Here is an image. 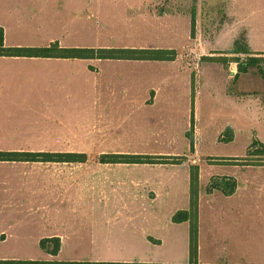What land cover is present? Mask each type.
Wrapping results in <instances>:
<instances>
[{"label":"crops","instance_id":"obj_1","mask_svg":"<svg viewBox=\"0 0 264 264\" xmlns=\"http://www.w3.org/2000/svg\"><path fill=\"white\" fill-rule=\"evenodd\" d=\"M176 7L165 5L161 12L147 13L151 16L149 21L154 19L156 22L154 26L159 36L153 38V44L140 43L131 46L175 50L177 55L173 60L60 59L0 55V152L178 156L169 151L146 149L150 146L148 139L121 138L118 132L134 129L133 123L136 119L148 120L150 107L153 109L159 104L163 105V109L156 111V114L161 115L164 120L171 119L172 106H185L186 97L195 94L199 80L196 69L203 63L220 67L219 78L223 96L216 99L219 100L217 102L234 108L240 117H245L248 101H256L263 112L261 96L248 94L249 92L239 88L234 89V84H237L243 77V72H246L247 66L243 70L245 63L240 71L237 60H228L225 65L216 59L199 58L205 55L213 58L215 53L224 50H209V54L204 55L192 49H182L186 42L192 40V21L194 23L197 12L179 11ZM103 10V0H0V31L5 46L33 47L30 42L40 40L61 42L118 39L110 34L101 35L103 30L110 29L108 24H105L106 28L102 27ZM185 16L193 20H186L183 18ZM44 20L48 23H44ZM194 26L195 24L193 33ZM195 27H199L197 20ZM138 30L141 31L138 33L143 35L147 29ZM242 32L245 33L250 51L257 53L252 55L258 57L264 54V48L254 43L255 38L248 30H233L229 20L217 24V29L212 32L211 37L218 42H234ZM125 40L146 42L149 38L125 36ZM180 52L195 58L187 61ZM227 54L239 56L241 53L230 50ZM40 67L53 72L72 68L80 71L81 80L77 83L61 82L56 79L60 75L53 77L51 74L49 78H45L49 79L46 86L54 91L49 97L40 98ZM230 82L233 86H230ZM69 88H75L77 92L71 93ZM67 89L69 90L66 91ZM212 91H215V86ZM180 94L184 99L182 103ZM213 96L212 98H215ZM227 128L230 126L224 127L225 130ZM235 135L233 133V139L227 143L234 142ZM128 142L138 144H124ZM161 142L162 140L155 141V144ZM237 157L240 156L228 158ZM185 163L189 165L188 162ZM176 165L180 164L102 163L94 159L84 162H0V167L5 166L10 171L9 176H17L29 182L26 183L28 192L3 196L7 201L23 202L19 206L24 210L23 214L17 216L12 212H2L1 215L6 218L23 217L25 220L29 217L32 225L36 224L37 218L44 219L39 226H35L39 230L33 227L11 230L8 227L10 232L0 231V234L11 238L8 240L4 237L1 243L11 241L8 245L11 248L28 249L35 246L34 244H40L42 240L57 239L59 252L53 258H58V261L59 254L64 250H70L71 253L73 250L88 249L99 255L88 259L89 263H167L164 259H147L143 255L153 249L174 253L184 241L189 247V222H173L172 216L178 210L189 208L190 170L183 178L188 186L187 205L173 210L153 207L163 194L158 193L157 186L161 181L165 185L166 181L168 182L167 174L160 173L161 169ZM220 165H226L231 170L215 176L233 177L236 180V189L230 195L218 190L210 193L199 191L198 264H264V160ZM155 168L158 170L151 173ZM91 169H94V173L85 171ZM102 169L113 170L110 180L112 185L126 182V185L130 186L124 200L128 201V206L133 207L69 211L52 207L31 210L33 205L39 206L40 202H67L68 205L71 201L84 203L88 197L86 190L97 191V185H100L101 194L95 193L90 200L98 199L102 203ZM91 175L98 180L93 179ZM40 176L48 180L52 193L34 192L39 188ZM1 178L3 177L0 176ZM75 178L78 180L76 183ZM91 186H94V189ZM73 187L79 192L71 195ZM90 195L92 196V193ZM170 195L166 193L163 200ZM125 250L127 254L122 253ZM16 258L21 257L0 255V259ZM82 260L86 262L71 256L68 259L63 257L61 261Z\"/></svg>","mask_w":264,"mask_h":264},{"label":"rangeland","instance_id":"obj_2","mask_svg":"<svg viewBox=\"0 0 264 264\" xmlns=\"http://www.w3.org/2000/svg\"><path fill=\"white\" fill-rule=\"evenodd\" d=\"M165 5L168 7L176 5L177 10L179 11L185 12L189 10V13L197 12L196 18H194V24L196 26L197 20L199 27L197 29L194 26L192 40L186 42L182 49L185 51L192 49L193 51H197L199 54L204 55L209 54V50H224L223 52L215 53L213 58L208 57V55L203 57L200 56L199 58L201 60L216 59L226 65L228 60H237L239 61V64H243L249 56L257 58L252 55L257 53L250 51L244 32H242L234 42H218L212 40V32L217 29V24L225 20H229L230 27L233 30L242 28L248 30L250 35L255 38L254 43L257 46L264 48V0H103L104 10L103 15H101L103 20L102 27L105 26L106 28L107 25L105 24H108L110 29L103 30L101 35L104 34L103 36H106L105 34H110L111 37L118 39L100 41H61L58 43L64 47H72V45H77L76 47H131L132 45H139L140 43L153 44L155 42L151 41H154L153 38H155V36H159V32L155 30L156 27L154 25H156V22L154 19L149 21L151 16L147 15V13L156 11L161 12ZM186 6L189 8H185ZM183 18L186 20L189 19V21L193 20V18H189V16ZM44 23L48 22L44 20ZM139 28H146L147 30L145 34H139L138 32H141L138 30ZM128 32H133L135 34H128ZM125 36L148 37L149 40H146V42L131 41L125 40ZM21 43L23 44L25 42ZM30 43H33V47H43L51 42L40 40ZM230 50L239 51L241 54L239 56H232V54L229 55L227 53ZM181 54L185 59H188L187 61H192L195 58L193 55H187L185 52H182ZM258 58H260L259 61L255 62L258 64L247 67L246 72H243V77L240 78L237 84H234V89L238 90L239 88L249 92L248 94L261 96L262 105L264 107V54L258 55ZM76 65L77 64H74V66ZM258 66H260L263 73L259 71ZM225 69H227L226 66ZM196 70L199 85L197 84L196 86L194 91L195 94L193 96L190 94V97L189 95L186 97L187 103L185 106H180L179 104L174 107L172 106L170 109L173 110L171 119L164 120L161 118V115L156 114V111H161L163 109V105L159 104L153 109L149 105L148 107H150L151 114L148 120L136 119L133 123L134 129L130 128L128 131L122 130L118 132V135L121 138L125 137L132 140L148 139L150 146L146 147V149L152 151L161 150L162 152L169 151L173 155H178L176 158L170 159L169 162L172 160L174 161V164L180 165L168 166L167 168L164 167L161 169L160 173L167 174L168 182L166 181L167 185H165L162 184L163 181H161V184L157 186L159 189L158 193L163 194L153 206L154 208L173 210L187 205L188 186L185 185L183 178L186 176V172L190 170L191 165L198 166L199 191L205 192V187L212 175L215 176V174L231 170L230 168L228 169L226 165L220 164H227L229 162L233 163L237 162V160L240 162L249 160L247 161L248 163H255L257 160H264V157H260V159L247 157V149L254 139H258L264 143V110L263 112L261 111L259 104H257L256 101H248L245 117L242 115L240 117L237 110L227 106L225 103L217 102L219 100L216 101V99H220L223 96V90L221 87L222 83L219 78V76H221L219 65L203 63L201 67H198ZM51 74H53V77L60 75V78L56 77V79H59L61 82L77 83L81 80L80 71H75L72 68H65L53 72L40 67V98L49 97L50 93L54 91L52 89H47L46 86L49 79L45 78H49ZM214 86L215 91H212ZM230 86H233V83L230 82ZM69 89L66 91L69 90L71 93H74L75 91L77 92L75 88ZM212 95H214L213 97L215 98H212ZM179 98L182 103L184 100L182 94L179 95ZM226 126H230L232 132L236 134L234 142L232 143L221 141L219 138V136L224 133V127ZM234 126H236L235 130ZM188 131L193 132L192 139L187 136ZM161 140L162 142L160 144H155V141ZM124 144L136 145L138 143L128 142ZM253 148L256 147L254 146ZM99 156L100 155L96 154H88L87 159L99 160ZM232 156L240 157H237L235 160L233 158H228ZM192 160H194L193 163L191 162ZM185 162H188L189 165ZM154 170L158 169H152L151 173H153ZM85 171L91 173L94 169ZM111 171L113 170L102 169V179H104L102 186L104 199L102 203H100L98 199L90 200L95 193H97V195L101 194L99 190L100 185H97V191L93 190L89 192V190H86V192H88V197L84 203L71 201L68 205L67 202L65 204L62 202H56L55 204L44 202L42 204V202H40L38 204L39 206L32 204L33 206L31 205V210L38 211L39 209H48L52 207L63 211H69L70 209L84 210L86 208L115 209L125 208V206H127V208L133 207L128 206V201L124 200L130 191V186L126 185V182L122 184L118 182L117 184L112 185L110 183L112 177ZM9 172L10 171L7 170L5 166L0 167V176L3 177L0 179V231L8 230V232H10L11 230L27 227H33L39 230L35 226H39V224L44 222L43 218H37L36 224L32 225L29 217L25 220L23 217L6 218L1 215L2 212H5L6 214L12 212L13 215L17 216L23 214L24 210L19 207L23 202H16L13 200V203V201H7L3 196L6 194L28 192L26 189L28 184L26 183L29 182L23 181L17 176H9ZM5 176H7V180L4 179ZM91 177L98 180L92 175ZM88 178H90V176H88ZM38 179L39 188H35L36 190L34 192H38L39 194L52 193L53 190H49V188H52L47 182L48 180L41 176ZM153 179L154 177L152 175V180ZM161 180L164 179L161 178ZM76 182H78L77 178L74 179V183ZM91 187L94 189V186ZM163 188L165 189L162 191ZM78 192L79 190H76L74 187L71 188V195L77 194ZM90 193H92V196ZM166 193L171 195L166 196L163 200V196H165ZM9 202L13 203V205L9 206ZM8 227H10L11 230H9L10 228ZM4 237L8 239L6 234H0V255H15L21 257L16 259L22 260L58 259H54L52 254H48L43 250L40 247V244L33 243L35 246H31L32 248L28 249L11 248L8 246L11 244V241L5 244L1 243V239ZM8 240H11V238ZM122 253L127 254V251H122ZM71 256L86 261L84 262L82 260V263H88V259L99 257L98 253H94L88 249L73 250L71 253L70 250H64L63 253L59 254V260L61 261L63 257H67L68 259V257ZM143 257L159 261H161V259L168 261L167 263L159 262L161 264H198V258L196 261L191 259L189 247L185 244V241L181 244V247H177V250L174 253H165L162 249H153L148 250V253L144 254ZM90 262L93 263L95 261Z\"/></svg>","mask_w":264,"mask_h":264},{"label":"trees","instance_id":"obj_3","mask_svg":"<svg viewBox=\"0 0 264 264\" xmlns=\"http://www.w3.org/2000/svg\"><path fill=\"white\" fill-rule=\"evenodd\" d=\"M192 21V36H193ZM234 52H239L234 50ZM247 53V52H243ZM0 55L4 56H24L39 58H60V59H111V60H173L177 52L175 50L161 48H133V47H64L58 42H51L43 47L28 46H5L3 35L0 31ZM260 58L248 57L245 61L247 67L257 65L255 63ZM239 70L242 71V64ZM259 71L263 73L260 66ZM193 96V93H192ZM193 132L188 131L187 136L192 139ZM233 133L227 128L220 136L221 141L229 142L233 139ZM256 148H253V147ZM247 157L260 159L264 157V143L258 139H254L247 149ZM177 156L162 155H141V154H101L99 161L102 163H174L170 159ZM234 160L237 158H233ZM87 160L86 154L81 153H19V152H0V162L3 161H38V162H84ZM238 161V160H237ZM242 161V160H241ZM249 161V160H247ZM245 161L246 163H248ZM257 160L255 162H259ZM263 161V160H262ZM244 162V163H245ZM236 189V180L229 176H212L205 187V192L210 193L218 190L226 195L232 194ZM198 166H190V182H189V208L187 210L177 211L173 215L174 222L188 221L189 228V252L192 260L198 256ZM40 247L48 254L56 256L59 252V242L57 239H45L40 242ZM0 264H161V263H115V262H64L58 260H22V259H0Z\"/></svg>","mask_w":264,"mask_h":264},{"label":"water","instance_id":"obj_4","mask_svg":"<svg viewBox=\"0 0 264 264\" xmlns=\"http://www.w3.org/2000/svg\"><path fill=\"white\" fill-rule=\"evenodd\" d=\"M246 69V64H243V70H245Z\"/></svg>","mask_w":264,"mask_h":264}]
</instances>
